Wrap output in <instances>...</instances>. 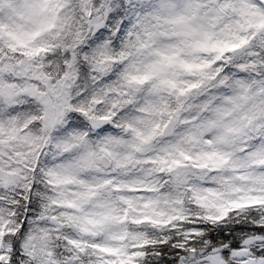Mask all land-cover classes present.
Segmentation results:
<instances>
[{
	"label": "snow or ice",
	"instance_id": "obj_1",
	"mask_svg": "<svg viewBox=\"0 0 264 264\" xmlns=\"http://www.w3.org/2000/svg\"><path fill=\"white\" fill-rule=\"evenodd\" d=\"M0 264H264V0H0Z\"/></svg>",
	"mask_w": 264,
	"mask_h": 264
}]
</instances>
